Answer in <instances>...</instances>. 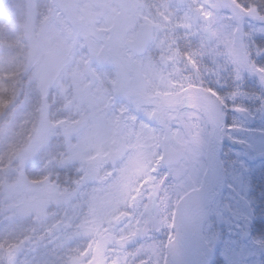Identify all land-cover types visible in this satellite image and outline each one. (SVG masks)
<instances>
[{"label": "snow or ice", "instance_id": "6c2138e0", "mask_svg": "<svg viewBox=\"0 0 264 264\" xmlns=\"http://www.w3.org/2000/svg\"><path fill=\"white\" fill-rule=\"evenodd\" d=\"M15 8L0 264H264V0Z\"/></svg>", "mask_w": 264, "mask_h": 264}, {"label": "rangeland", "instance_id": "374dc122", "mask_svg": "<svg viewBox=\"0 0 264 264\" xmlns=\"http://www.w3.org/2000/svg\"><path fill=\"white\" fill-rule=\"evenodd\" d=\"M35 3V0H0V23L5 19H14V13L16 12V5H32ZM254 198L259 205L262 198H264V174L259 171L256 173L254 179Z\"/></svg>", "mask_w": 264, "mask_h": 264}]
</instances>
